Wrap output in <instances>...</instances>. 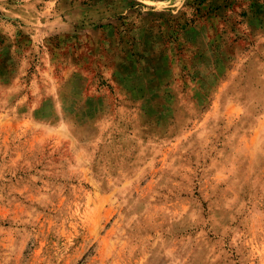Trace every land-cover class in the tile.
<instances>
[{"label":"rangeland","instance_id":"rangeland-1","mask_svg":"<svg viewBox=\"0 0 264 264\" xmlns=\"http://www.w3.org/2000/svg\"><path fill=\"white\" fill-rule=\"evenodd\" d=\"M0 264H264V0H0Z\"/></svg>","mask_w":264,"mask_h":264}]
</instances>
